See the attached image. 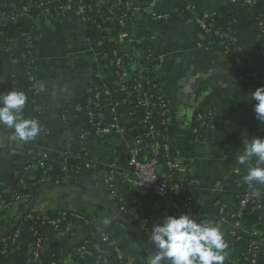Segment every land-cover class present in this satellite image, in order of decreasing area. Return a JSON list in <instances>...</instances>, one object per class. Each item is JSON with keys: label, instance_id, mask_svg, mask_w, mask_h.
<instances>
[{"label": "crops", "instance_id": "1", "mask_svg": "<svg viewBox=\"0 0 264 264\" xmlns=\"http://www.w3.org/2000/svg\"><path fill=\"white\" fill-rule=\"evenodd\" d=\"M95 1L105 5L103 0ZM129 3L136 10L130 13L129 24L117 27L109 21L102 30L86 20L85 0L58 4L51 0H0V95L22 91L27 102L20 115L39 121L41 127L36 138L20 142L11 138L13 129L0 125V193L33 192L43 178L37 159L45 157L49 161L46 176L50 177L53 166L64 167L62 158L82 140L94 166L92 171L75 188L43 181L33 211L82 213L109 234L124 254L125 264H148L154 249L141 238L139 230L151 232L149 219L153 213L159 216L157 223L167 215L188 213L181 200L140 194L129 183L133 175L131 152L136 142L143 143L149 130L145 125V103L151 85L145 78L151 73L166 105L169 144L180 168L175 181L183 189L182 198L192 203V213L198 214L193 218L218 226L225 242L228 236L238 233V244L225 249L224 264L243 263L252 235L259 241L258 264H264V186H259L262 209L253 210L242 220L240 229L236 230L230 221L219 222L220 212L231 211L239 202L241 176L248 166L240 165L236 158L261 124L253 111L256 102L251 99V91L264 85L247 80L228 57L207 46L195 22V18L209 15L216 20L215 28L222 26L233 33L238 47L264 53V39L254 27L257 16L264 18V0H255L253 8L246 9L235 7L232 0ZM31 9L39 14L34 15ZM153 14L166 18L155 20ZM103 33L109 42L120 46L123 59L135 61L120 66L122 78L118 77L116 62L101 50L106 38ZM28 49L35 56L31 75L27 71ZM145 50L150 52L151 66L141 62ZM132 79L142 82V88L131 92L127 99L120 98L122 86ZM75 108L81 111L63 119L67 109L73 113ZM200 115L208 116L205 125L198 121ZM134 121H142L139 128L131 129ZM94 122L105 128L116 125L118 137L106 142L99 135L90 137ZM144 148L147 150L148 145ZM141 154L148 158L146 153ZM112 169L116 180L111 186L106 176ZM158 174L161 179L167 176L162 168ZM19 207L0 219V238L13 229ZM123 208H138L137 214L128 213L135 216L138 228L125 220ZM30 226L29 220L21 225L27 232L21 247L12 252L0 249V264H98L99 247L89 240L84 225L45 231L38 260L32 251Z\"/></svg>", "mask_w": 264, "mask_h": 264}, {"label": "trees", "instance_id": "2", "mask_svg": "<svg viewBox=\"0 0 264 264\" xmlns=\"http://www.w3.org/2000/svg\"><path fill=\"white\" fill-rule=\"evenodd\" d=\"M64 0H61L62 2ZM85 18L88 20L93 26H95L98 29L104 30L106 25L108 24L109 21H113V24H115L117 27L119 26V23L116 20H113L112 18L116 17H121L124 14L129 15L131 13V9L129 12H127L125 8V4L129 3L131 0H103L105 5L99 6L98 3L95 0H85ZM58 0L55 1L56 4L60 3ZM121 4V5H120ZM242 0L238 1L237 3L234 4L235 7L238 8H245L242 6ZM246 9V8H245ZM29 11V10H28ZM111 11V12H110ZM10 12V13H9ZM8 13L11 14L13 13L12 11H9ZM31 13L34 15H38L39 12L35 9L30 10ZM259 18V16H257ZM256 18V19H257ZM129 20L126 21V24L128 23ZM216 20L212 19L210 24V28L213 30L212 33H205L203 32L198 25L197 28L204 34V37L207 41V46H209L211 49L215 51L221 52L224 56L228 57L232 63L235 64V60L237 57H240L239 55V48L242 50H245V52L248 53V57L250 58L251 61L255 63L253 67H248L246 65L242 66H237V68L245 73H251L253 74L254 72L260 71L264 72V53L249 49L248 47H238L233 33L229 29H225L222 26L215 28ZM258 24V21L256 22L254 27H257L256 25ZM12 26H9V31H12ZM215 29L221 31L223 33L224 38L220 39L218 36L215 35ZM103 38L106 37V34H102ZM107 38V37H106ZM105 40V44L103 48L101 49L103 53H107L111 60L115 63L118 60H121V66H125V63H134L135 61L129 57L124 58L122 57V53L120 52V46L116 43H111L109 42L108 38ZM150 52L145 50L144 52V57L141 60V62L145 65L151 66V61H150ZM35 56L33 55V51L31 49L27 50V71L31 75L33 73L34 65H35ZM118 68V67H117ZM118 77H124V71H120L121 69L118 68ZM262 75H259L257 79L261 80L264 78L263 73L261 72ZM247 80L252 81V78H246ZM146 81L150 82L149 88H150V94L148 97V102H146V108L148 112V117L150 118L151 126L153 127V132L159 137L158 141H155L152 139V137H147V134L150 131H147V134L144 136L143 144L141 146L142 148V153H146V155L149 157L150 152L147 148L145 150V145L150 146L153 144V142L157 143L160 146H163L169 142L168 134H169V129H168V115L163 116V113L165 112L166 107L161 106V100L162 98L159 95V90L158 87L155 83V80L153 78V75L151 73L148 74V76L145 78ZM143 81L144 87L147 85L145 84L146 81ZM126 84V90L124 91H119V96L122 99H127L129 94L133 91L138 90L139 85L142 84V82L137 81L136 79H132L129 83ZM120 89V88H119ZM100 103V102H99ZM131 105L137 106L138 102H131ZM142 122V121H141ZM140 122V124H141ZM139 121H134L131 124V129L134 127H138ZM139 124V125H140ZM145 125H148L145 123ZM149 127V125H148ZM99 128H104L103 126L99 125V123H93V131L90 135L92 138L98 137L96 134V131ZM139 128V127H138ZM256 136H264V124H260L259 127L257 128ZM99 138H101L99 136ZM104 142H106V138H102ZM82 141V140H81ZM80 144L74 148V150L71 153H68L66 156H64L61 160V163L63 162L64 167H60V165H54L52 169V174L51 176H44L45 170H49V161L46 159L45 161V168L40 167L39 161L36 162L38 164L40 173L43 174V178L40 179V182H38V185L33 189V192H24L23 194L19 195H7L0 193V205L3 203V208L0 209V218L4 217L6 214H8L11 211V207L13 206L14 203L21 199H26L27 200V205H20L19 211H18V216L17 218L14 219L12 223V230L6 234V236L0 238V243H2L3 240L9 241V244L11 243L8 252H12L15 249H18L19 247L22 246L25 237L27 236V232L24 231L21 228V225L30 219L31 221V226H30V233L34 236V245L32 246V251L33 255L37 252L38 250V242L40 241L41 249H39V252L41 253L44 245V238H43V233L47 230H52L51 224H49V221L51 220H56L61 217L63 211H50L47 213H40V212H35L33 209L31 211H28V206L36 199V197L40 193V188H41V183L43 181L49 182L51 181L53 185L55 186H61V187H70V188H75L78 186V183L80 182L81 178L87 174L90 173V170L86 168V160H87V152L84 149L83 145ZM169 152L168 153H162L160 155V165L162 170L166 175H169L170 170L167 167V163L170 161H173L176 159L174 150L171 145H169ZM149 154V155H148ZM60 163V164H61ZM253 166H255V160H253ZM247 171V169H246ZM246 171L244 174H242V186H241V194L239 198L238 204L231 210V211H223L225 213L226 221L227 223L230 220L231 215L236 217L239 215L240 212H242V220H244L248 215H250L253 210H257V206L260 205L261 203V190L259 188V185L253 184V186L250 188L249 185L245 184L243 181V176L245 175ZM50 178V179H49ZM256 190L259 192L258 196L253 195V190ZM249 194L251 196L250 201L246 204L245 208L242 209L241 203L244 201V197ZM68 214L73 212L72 210H67ZM75 212V211H74ZM220 212V209H217V214ZM79 213V212H78ZM123 217L125 220L136 228H138V225L134 223L135 216L129 215L128 213L124 212ZM193 217H197V212L192 213ZM159 216L156 213H153L151 215L149 222L151 226L153 224L158 222ZM88 219H91L88 217ZM241 220V221H242ZM75 220L67 219L66 221H63L62 224V230H65L68 228L70 225L75 224ZM225 223V224H227ZM230 223H235L234 220H230ZM86 228H88L89 231V240H91L93 243H96L99 247V254H98V264H123L126 263L120 261L118 259V254L116 252V249L118 248L111 240L109 234L107 232H104L106 234V237L108 240L106 241L104 237H102L100 234H97V229L98 227L91 221V224L89 225H84ZM141 232V238L143 240H146L147 243H149L150 238H151V232L149 230H139ZM16 234H18V238L15 243H13V239L15 238ZM226 243L228 246H235L238 244V241H240L241 238H239L238 233L228 236L226 238ZM150 244V243H149ZM151 245V244H150ZM151 247L154 249V247L151 245ZM155 251V249H154ZM39 259V258H38ZM242 262L244 263V257L242 256Z\"/></svg>", "mask_w": 264, "mask_h": 264}, {"label": "clouds", "instance_id": "3", "mask_svg": "<svg viewBox=\"0 0 264 264\" xmlns=\"http://www.w3.org/2000/svg\"><path fill=\"white\" fill-rule=\"evenodd\" d=\"M251 99L256 102V119L264 124V86L252 90ZM26 102L22 91L10 90L0 95V125L13 129L11 138L20 142L31 141L41 132L39 121L20 115ZM236 159L240 165L248 166L243 176L245 184L264 186V136H254ZM253 195L258 196L259 192L254 189ZM149 243L155 251L149 253L148 264H224L228 247L218 226L197 222L188 213L167 215L153 224Z\"/></svg>", "mask_w": 264, "mask_h": 264}, {"label": "built area", "instance_id": "4", "mask_svg": "<svg viewBox=\"0 0 264 264\" xmlns=\"http://www.w3.org/2000/svg\"><path fill=\"white\" fill-rule=\"evenodd\" d=\"M53 2H55L56 0H51ZM240 0H232L233 4L237 3ZM242 6H244L245 8H253V6L255 5V0H242ZM121 5V4H120ZM125 8L127 10V12L130 11L134 12L136 11L134 8L131 7L130 3H126L125 4ZM111 12V11H110ZM153 18L156 19H165L166 16L164 15H157V14H153L152 15ZM113 20H116L119 25L121 27H125L126 26V21L128 20V14H124L121 17H114L112 18ZM212 18L209 15H203V16H199L197 18H195V22L196 24L199 26V28L209 34L212 33V29L210 28V24L211 23ZM258 21V24L256 25V30L260 36V38L264 39V18L263 17H259L256 19V22ZM110 22L113 23V21L111 20ZM215 35L218 36L220 39H223V33L217 29H215ZM239 55L240 57H237L235 60V64H237V66H242V65H246L248 67H253L255 65V63L253 61L250 60V58L248 57V53L241 50L239 48ZM116 65L118 68H120L121 66V61L118 60L116 62ZM261 72L263 73L264 76V72L260 71V69L256 72H254L253 74L251 73H245L243 71V75L245 78H252L253 82H257L260 83L262 85H264V78H262L261 80L257 79L259 75H262ZM140 88H142V85H139ZM122 90H126L125 86H122ZM161 106L166 107L165 105V101L161 100ZM76 110H74V112L72 113L70 109H67L64 114H63V119H70L72 118L75 114L79 113L81 111L80 108H75ZM148 115V113H147ZM146 115L145 118V123H147L149 125V130L150 131L147 134V137H152L153 140L158 141V136L153 132V127L151 126V122H150V118ZM167 115V110L165 109V112L163 113V116ZM90 119H94V115L89 113ZM198 121L201 123V125H205L208 121V116H202L200 115L198 117ZM118 127L116 125H112L110 127H104V128H99L96 131V134L101 136V135H106L109 134L111 132H114L115 130H117ZM82 139H85V135H82ZM142 142L138 141L136 142V146L133 148L132 152H131V161L130 164L132 166V171H133V175L132 178L129 180L130 185L138 190L140 192V194H152V196L155 197H168L170 198L171 201H176V200H181L182 202H184V207L185 209L188 211V213H192L193 210V206L192 203L190 202L189 199H183V189L180 186V184L178 182L175 181L176 179V173L180 170L178 163L176 162V160L170 161L167 163V167L170 170L169 175H167L164 179H161L158 171L161 169V165H160V155L162 153H168L170 148H169V142L163 146L158 145L156 142L153 144H151L150 146H148V150L150 152V156L147 158V162H141L140 158H143V155L141 154L142 152ZM39 161L40 167L45 168V161L46 158H39L37 159ZM86 168L90 171H92V169L94 168L93 163L88 159L86 160ZM48 173V170H45L44 172V176H46ZM107 182L109 184H111V186L114 184V181L116 180V173L115 170L112 169L110 170V172H108L107 176ZM251 188V187H250ZM183 199V200H182ZM251 196L249 194H247L244 197V201H242L241 206L242 209L245 208L246 204L250 201ZM27 203L26 199H21L19 201H17L16 203L13 204V206L11 207V210H13L14 208L18 209V207L22 204L25 205ZM3 208V203L0 205V209ZM262 209L261 207V203L260 205L257 206V210ZM124 212L126 213H131V214H137L138 213V208H133L132 210H125V208L122 209ZM242 216V212L239 213V215H237L236 217L232 216L230 217V220H234L235 223L233 224L234 228L236 230L240 229L241 227V218ZM221 220L219 221L220 224H225L226 221V217H225V213L223 211L220 212V216ZM1 219V218H0ZM67 219H71V220H75L76 223L75 224H82V225H89L91 224V219H88V217L82 213H78V212H71L68 214L67 210H65L64 212H62L61 217L56 219V220H51L49 221V224H51L52 226V230L55 231H61L62 229V224L63 221H66ZM229 220V221H230ZM30 221V219H29ZM31 223V221H30ZM97 234H100L102 237H104V239L107 241L108 238L106 237V234L104 233L105 231L101 230V229H97ZM235 234V233H234ZM233 234V235H234ZM18 234H16L15 238L13 239V243L16 242L17 238H18ZM240 238V237H239ZM11 243L9 244V241L7 240H3L2 243H0V249L2 248L1 251L7 252L9 247H10ZM38 250L37 252L34 254V257L36 258V260H38V258L40 257V252L39 249H41V245H40V241L38 242ZM259 241L257 239V236L252 235L249 239V245L247 247L246 252L243 254L244 257V263L242 264H258V254H259ZM116 252L118 254V259L122 262H124V254L119 250V248L116 249ZM125 264V263H123Z\"/></svg>", "mask_w": 264, "mask_h": 264}, {"label": "water", "instance_id": "5", "mask_svg": "<svg viewBox=\"0 0 264 264\" xmlns=\"http://www.w3.org/2000/svg\"><path fill=\"white\" fill-rule=\"evenodd\" d=\"M130 75H131V72L129 71L128 72ZM101 138H106V139H113V138H116L118 137L117 134L115 132H111L109 134H106V135H101L100 136ZM130 161H131V156H130ZM140 161L141 162H147V158H140ZM39 196L30 204V206L28 207V211H31L34 207V205L37 203V200H39ZM118 215L120 216V212L117 211ZM120 219L122 220V218L120 217ZM8 233V232H7ZM6 233H4L3 235H5Z\"/></svg>", "mask_w": 264, "mask_h": 264}]
</instances>
